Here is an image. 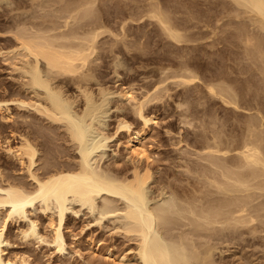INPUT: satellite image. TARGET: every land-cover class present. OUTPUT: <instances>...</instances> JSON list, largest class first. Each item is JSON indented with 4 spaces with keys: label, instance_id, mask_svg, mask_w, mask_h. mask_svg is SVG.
Segmentation results:
<instances>
[{
    "label": "bare ground",
    "instance_id": "bare-ground-1",
    "mask_svg": "<svg viewBox=\"0 0 264 264\" xmlns=\"http://www.w3.org/2000/svg\"><path fill=\"white\" fill-rule=\"evenodd\" d=\"M3 1L13 2L0 0V9ZM106 1L109 0H31V9L25 4L29 16L22 17L21 13L9 15L12 17L5 27L12 42L10 46L6 45L7 49H0V55L11 66V70L17 72L14 76H17L23 91L29 96L10 95V98L0 99V264L29 263L31 255L27 253L28 249L12 254L8 252L11 224L25 219V225H19L16 232L21 240L27 243L34 240L46 243L56 252L64 253L68 245L65 231L69 227L68 211L74 203L93 212L98 210L100 216L95 218L98 223L109 214L122 216L120 224L115 228L134 240L135 245L131 247L133 254L123 253L117 257L112 247L105 250L104 256L117 264H131V260L136 264H215L213 250L218 247L216 243H225L227 234H241L246 229L245 232L257 235L256 237L259 235L263 239L264 114L255 107V112L246 113L241 124H238L239 131L235 129L238 132L234 130L235 132L230 133L228 131L231 130H226V134L222 129L213 128L212 135H205L199 145L201 149L197 150V161L186 163L187 175L175 179L177 182L167 181L168 177L157 178L156 196L150 199L148 185L155 177V172L149 165L152 156L145 140L147 128L157 122V116L145 107L151 102L163 100L166 95L171 96L168 95L170 82L178 86H190L198 77L190 68V58L179 51L176 53L181 55L178 60L175 59L178 68L171 69L172 67L166 68L169 64L165 67L162 65L159 68L160 76L152 84L144 85L146 88L141 94L135 93L131 85L112 89L108 83L102 82L99 70L101 64L98 63L101 57L110 56L111 53H116L117 56L115 47L123 41L125 42L122 44L130 50L137 48L143 52L146 49L144 44L151 39H138L151 35L147 31L142 32L143 35L137 37V42H131L130 45L127 43L128 39H124L127 32H120L119 35L111 32L104 22V12L107 9L103 10L101 5V2ZM117 1L119 8L124 5L128 16L121 15L127 17V20L128 17L132 19L137 15L141 19L145 13L157 24L160 35L173 40L171 42L178 44L195 41L197 35L185 32V28L181 26L182 21L187 22L193 17L187 10L189 6L186 7L183 3L187 0ZM130 1L137 4L131 5ZM229 1L233 6L231 12L235 15L234 18L241 17L243 20L241 23L238 18V23L240 20L241 24H235L237 30L232 32L237 31L236 37L247 55L246 58L251 60L254 68H258L255 72L261 71L264 80V0ZM14 2L16 9L24 7L23 0ZM244 20L249 21L254 30H248L249 26ZM126 21L122 22L123 28L128 24ZM182 24L184 25L183 22ZM126 29L129 31V28ZM105 33H110L111 38L107 35L110 40L102 39ZM114 71L117 72L116 69ZM217 81L207 84L209 93L219 95L224 103L233 104L235 109L250 108L251 111L257 103L258 108L261 103L264 105V93L262 97L261 91L250 93L249 90L248 101L257 103L252 106L251 101L244 106L247 98H243V101L238 97L240 94L241 97L248 96L241 92L242 85L235 87L228 84V81L216 84ZM261 84L263 86L259 89L264 92V83ZM248 85L245 84V88ZM112 94L118 95L115 106L120 113L116 115L115 131L110 132L101 126L100 119ZM128 103L132 107L129 109L142 123L141 128L133 127L132 121L123 116L127 108L125 104ZM13 108L17 109L16 113ZM23 109L31 110V114ZM30 115L31 120L28 119ZM209 117L213 118L211 115ZM39 120L47 123H40ZM202 123L205 124L203 121ZM122 132L127 133V160L133 162V168L115 173L102 170L97 163L92 162L94 153L105 141ZM50 133L56 134L55 137H59L58 134L66 137L67 140L60 138L71 144L69 148H72L71 151L74 149V161L68 157V162H64L57 156V147H51L56 143L50 141L53 137H49ZM200 136L203 137L202 134ZM57 141H60L59 138ZM59 153L65 157L63 151ZM66 155L70 156L71 153ZM143 162H147L146 167H142ZM119 164L120 162L115 163ZM36 209L43 211L48 218V230L43 233L40 220L29 214ZM89 243L91 255H98L100 249L92 237L89 238Z\"/></svg>",
    "mask_w": 264,
    "mask_h": 264
},
{
    "label": "rangeland",
    "instance_id": "rangeland-1",
    "mask_svg": "<svg viewBox=\"0 0 264 264\" xmlns=\"http://www.w3.org/2000/svg\"><path fill=\"white\" fill-rule=\"evenodd\" d=\"M12 1H13L12 3H7L3 1L1 5L2 7L0 9V49H7L6 45L10 46V43L12 42L10 40L11 36L9 38L10 34L7 33L8 29L7 27H5L6 24L7 25L9 24L8 22L9 18L11 19V17L14 16L13 14H19V13L23 14L22 17L24 16L27 17L30 15L29 12H27L28 10H26L27 9L26 7L28 6V9L29 8L31 9L30 7L31 0H23L24 7L18 9L15 8L16 3L14 2V0ZM183 3L184 5H186V7L189 6L187 10H189L191 16L193 17L196 16V17L195 18L192 17V19L190 17L189 18L190 21L188 20L187 22L182 21L184 25L181 22V26L185 28L183 29L185 32L187 31V33H192L194 35H197L195 36L196 37L195 41L197 40L196 42L191 41V43L185 42L178 44L175 42H171L173 40H170L169 38L160 35L157 24H155L154 20L149 18V16H147L145 13H143L145 16L142 15L143 18L141 19H140V15H137L139 16V18L137 16L135 17L133 16L132 19L131 17H128L127 20V17L123 15L125 17L124 20L125 21L127 20L126 23H128L126 24L125 28H123L122 22H124V20L122 19L123 16L121 14H125L128 16L127 11L124 9V5L123 6L121 5L123 8H119L120 5H118L119 3L117 0H109L106 2H101V5L103 6V10L107 9L104 12L106 13V15L104 14L105 16L104 22L105 25H108L110 27L108 29L111 30V32L113 31L115 32L114 34L117 33L118 35L120 32L122 33L127 32V34L125 35L126 38L124 37V39H128L129 42L126 40L128 44H130L131 42L136 43L138 39L144 40L151 38L148 40L149 43H147L146 45L144 44V48H146L143 50L144 54H141L143 52L142 51L140 52V50H137V48H133L130 50L129 48L125 47L124 44H122L125 42L123 41L122 43L119 42L120 44L118 43L119 45L115 47L117 56L116 53H111L110 56L107 55L105 57L104 56L101 57L98 60V63L101 64L99 70H101L100 73H101V79L103 80V81L101 80L102 82H105V84L108 83L107 85L112 87V89H116V88L120 89L131 85L133 86L135 93L141 94L142 90H144L148 84L149 85L152 84L158 78L157 76H160L159 74L161 73L159 71L160 70L159 68H161L162 65L163 67H165L166 65L169 64L168 66H166V68L172 67L171 69L173 68L177 69L178 68L177 67L178 64H176L178 60L177 58L181 54H185L187 55L188 58H190L191 65L193 66V67L190 66V68L194 71V73H197L195 75H197L198 77V79H195V81H193V83H191L190 86H188L189 84H180L178 86V84L174 85L175 83L171 84L170 82L169 87H171V89H169L168 95L171 96L166 95V97L164 96L163 100L161 99L159 101L151 102L145 107V109L149 110L151 114L157 116V122L151 124L150 127L147 128V137L145 140L147 142L148 151L152 156L151 157L152 162H150L149 165L151 170L155 172V177L151 179V182L148 185V189L150 191L149 192L150 199L156 196L155 186L158 184L159 181L158 180L156 182L157 178L159 177L162 178L163 176L165 179L168 177V179H166L167 181L170 180L172 182H175L176 181L175 179H177L178 177L187 175V173L185 174V171L187 169L185 168L186 163L189 162L192 163V161H197L196 155L198 151L201 149V146L199 145L202 144L205 135L209 136V134L211 135L213 134V128L222 129L224 130L223 131L224 133L227 132L228 130H231L228 132L232 133L235 132L236 130L239 131L240 125L238 124H241V122L243 121L242 119L245 118V115H247L246 113L255 112L254 107L258 112L261 111L260 113L264 114L263 112L264 105L262 106L261 105L262 103L260 104V108H258L259 103H257V101H255V103L253 102V100L248 101V98L250 99L249 90H251L250 93L252 92L254 93L255 90L258 92L261 91L260 92L261 94L260 93L259 94L261 96L263 95L264 93L262 92L263 89L261 90L259 88L263 86L261 83L262 82L264 83V80H262L263 76H261L262 74L261 71L257 70V72H255L257 67L254 68L255 66L254 64L253 65L251 64L250 62L251 60H248L249 59L248 57L246 58L247 55L244 54L243 47L238 42L239 41L238 37H236L237 33L235 32L237 31L232 32L234 31V29L237 30L236 25L241 24L243 20H241L242 19L241 17H240L241 19L238 17L241 20V23L240 20L238 23V18L237 17L236 19L234 18L235 15L232 14L231 12L232 11L231 8H233V6L231 5L230 1L229 0H208V1L187 0L186 2L184 1ZM134 4H132L131 2V5ZM184 5H180V6H184ZM210 7H212V9ZM229 9L231 10L229 11ZM193 10L196 12H193ZM123 11H125V13H123ZM184 11L186 13V10ZM190 13L187 14L189 15ZM193 13L197 15H193ZM226 13L228 15H226ZM218 16H222V17L218 18ZM197 20H201V21H197ZM207 20L209 21L212 20V21L209 22ZM206 21L209 23L206 24L207 23ZM244 22L248 24L247 27L248 26L250 27V28L246 27L248 30H254V28H252L253 26L249 24V21L246 22L244 20ZM186 24L189 26H185ZM228 27H231L233 30ZM126 28H129L128 29L129 31H127ZM123 29L126 31H124ZM189 30L192 32H190ZM142 32L150 33L151 35L150 37L148 35L147 38L146 36L140 38L139 36L143 35ZM105 34H106L105 36L104 35L102 36V39L107 40L109 38L108 36H110V33H105ZM123 35L124 34H122V36ZM231 35H235V36H231ZM137 37L139 38L137 39ZM197 37L202 39L200 40ZM143 42H146V40ZM181 46L183 47V49H181ZM238 46L239 48L241 47L240 48L241 51H239ZM167 49L169 52H167ZM183 50L186 51L184 52ZM163 51L164 52L166 51L165 54ZM179 51H182V53L181 54L176 53ZM241 52L243 53L244 57L241 54ZM160 55L163 57H161ZM194 55L197 56L194 57ZM240 56L243 58H241ZM3 58L4 57L0 55V99L10 98L11 96L24 97V95L27 93L23 91L20 82L16 78L17 76H14V74L16 75L17 72H15L14 70L12 71L11 66ZM235 61L236 62L239 61L241 63L238 62L239 63L238 65V63H236ZM115 69L117 70V72L114 71ZM223 79H225L226 81ZM216 80H218L216 84L227 83L228 81V84H232L235 87H237L236 85L244 86L243 88H241L242 86L240 87V89L242 90L241 92L245 94L247 93L248 96L243 95L244 97L243 96L241 97L240 94L238 97L239 99L242 98V100L243 98H245L244 100H246L247 98L246 100L247 102L243 103L244 100L240 101L241 99L239 101L241 104L243 103L244 106L246 105V103L251 101H252L251 102L252 106L253 104L257 103V105H254L252 107L253 109L251 108L252 112L250 111V108H247L248 110L243 108L235 109L234 108L235 106L233 104L228 105V103L226 102L224 103L219 95L215 96L209 93L207 84L208 83L210 84L211 82L215 83L214 81ZM231 80H233L234 82ZM244 83L247 85L249 84L248 85L249 87L246 86L247 88H245ZM144 85H146L145 88ZM254 87L256 89H254ZM243 89L245 90V92L243 91ZM117 97H118L117 94L110 95L108 104L106 105L104 113L101 115L102 117L100 119L101 126H103L106 129H109L110 132H113V130L115 131L116 115L120 113L119 109H117V107L115 106V101ZM125 105L127 106V108L125 109L124 111L125 114H123V116L124 117L127 116L125 118H127L130 122L132 121L131 123L133 124V127L141 128L142 123L137 118L136 114H134V112L129 109L132 107L129 105V103L128 105L127 104ZM23 110L26 113L31 114V110L29 109H23ZM13 111L17 112V109L13 108ZM210 115L213 116V118L209 117ZM15 116L18 117L17 115ZM211 118L214 120H212ZM237 118L240 121H238ZM28 119L31 120V115L29 116ZM216 119L217 121H215ZM228 119L230 121H228ZM39 121L40 123L43 124L47 123L46 121L44 122L43 121L41 122V120ZM202 121L205 122V124L207 123L208 125L207 124L203 125ZM215 123L216 124L218 123L217 124L218 126L215 125ZM232 124L235 126H233ZM209 125L211 126L213 125V126L211 127ZM47 132L49 131L47 130ZM228 132L226 134H228ZM200 134H202L203 137H201ZM55 135L56 134L52 133L51 136L49 137L53 136L50 139L52 140L54 139V140L53 141L50 140V141L54 142V144L56 143L55 145L51 143L52 144L51 147L53 148L57 147L56 150L57 156L62 161L64 160V162L65 160L68 159V157L69 159L73 158L72 160L74 161L75 160L74 155H72L74 154V149L71 151L72 148H69L71 144L69 145V142L65 141L67 140L66 137L63 134H62L63 137H61L60 134H58L59 137H55ZM60 137L65 138V140L64 139L61 140ZM126 137H127V133L122 132L119 136L105 141L104 145L99 150H97V152L94 153L92 162L97 163L99 168H101L102 170L110 171L111 173H115L118 170L129 171L131 168H133L132 167L133 162L127 160L128 151L125 147V142L127 140ZM56 138L57 140L59 138L60 141H57ZM62 151L65 153V154L62 153L63 155H65V157H63L61 153H59ZM66 154H69L70 156H67ZM60 156H62V158ZM119 158L121 159L120 161ZM68 160L66 162H68ZM119 162H120L119 165H115V163H119ZM143 164H141L142 167H146L147 162H143ZM167 195L169 196L170 193H168ZM71 206L72 208H70L68 211V219H67V224H69L68 225L69 227L68 230L65 229L68 245L64 253L60 254L56 252L52 246H49L46 243H38L36 240L27 243L21 240L16 235V232L19 225L20 226L25 225V222L27 220L25 219L24 221H19L16 223L13 222L11 224V227L8 232V237L9 240L11 241V244L8 249L9 254L10 253L12 254L13 252L15 253L17 251L21 252L24 249L25 250L28 249L29 252L27 253L31 256L29 258L30 260L28 261L29 263L26 264H117L114 263L111 259L106 258L104 256L105 250L108 247H112L115 250L114 252L116 253V257L123 253L133 254L134 250L131 249V247L135 245L134 240L130 239L129 236L125 235L121 230L117 231V229L115 228V226L120 224V219L122 218L120 214H109L103 217L101 223H98L95 220L96 217L100 216L98 210L93 212L87 207H81L79 203H74ZM29 214L34 215V217L36 216L40 220V229L42 233L48 230L46 226L48 222V218L43 211H41L40 209H36L33 210V212H30ZM245 230L246 229H243L242 232L243 234L242 233L230 234V235L227 234L226 236L228 237H226L225 243L223 242L221 243V245L219 242L216 243V247L217 246L218 247L216 250L214 249L215 251L213 250L214 259H216L215 264H264V245H263L264 238L262 239L261 237H259V235L258 237H256L257 235L255 236L252 233L249 234L250 232L247 231L246 234ZM91 237L94 243L98 244V247L100 249L98 255L95 254L96 256L91 255L92 253L90 248L91 244L89 243V238ZM227 238L229 239L227 240ZM129 263L136 264L134 260H131Z\"/></svg>",
    "mask_w": 264,
    "mask_h": 264
}]
</instances>
